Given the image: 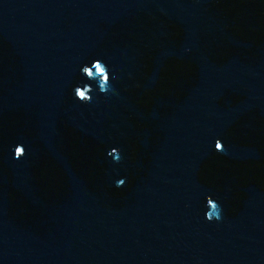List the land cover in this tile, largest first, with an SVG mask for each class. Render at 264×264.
<instances>
[{
	"label": "water",
	"instance_id": "95a60500",
	"mask_svg": "<svg viewBox=\"0 0 264 264\" xmlns=\"http://www.w3.org/2000/svg\"><path fill=\"white\" fill-rule=\"evenodd\" d=\"M146 2L165 7L180 28L181 6L196 4L0 0V131L12 111L21 114L12 120L17 126L7 145L0 141V264H264V191L254 187L246 200H227L195 174L198 152L216 138L195 133L191 101L196 90L200 102L212 98L214 85L199 90L205 80L199 76V86L194 90L190 84L183 97L155 99L163 118L151 124L152 134L142 128L135 140L125 135L128 124L139 123L132 106L123 105L125 90L120 89L132 58L128 46L103 40L101 26L108 28L123 12ZM186 44L170 42L157 48V56L178 55ZM96 59L113 77L114 91L107 97L80 72ZM211 74V81L242 75L226 65ZM246 76V82L256 81L257 94L255 86L249 88L250 97L264 106V53ZM82 84L97 89L90 104L74 97L73 87ZM152 113L158 116L155 108ZM70 132L103 152L100 190L74 186L47 213L12 215L10 195L31 193L33 164L43 147L52 148ZM18 146L23 149L19 157ZM113 148L119 150L118 161L108 154ZM122 178H127L123 188L115 187ZM209 196L223 205L220 222L206 219Z\"/></svg>",
	"mask_w": 264,
	"mask_h": 264
},
{
	"label": "flooded vegetation",
	"instance_id": "af4514ba",
	"mask_svg": "<svg viewBox=\"0 0 264 264\" xmlns=\"http://www.w3.org/2000/svg\"><path fill=\"white\" fill-rule=\"evenodd\" d=\"M181 7V28L165 7L150 2L123 12L108 28L101 26L105 30L103 40L128 46L132 58L128 83L120 84V89L125 90L123 105L132 106L139 123L128 124L125 135L129 141L135 140L142 135V128L151 135V124L163 118L155 99L165 103L183 97L187 87L195 90L199 86L202 76L205 80L198 89L214 85L216 90L204 102L199 101L198 91L194 92L193 127L196 134L220 139L225 149L218 151L212 140L199 151L196 177L227 200H246L254 187L264 191V106L250 97L249 88L255 86L252 92L257 94L256 81L246 82V71L264 53V0H206ZM183 40L189 47L177 49L178 55L157 56V48L170 42L180 46ZM225 65L230 73L242 75L234 81H211V71ZM171 89L174 91L170 93ZM154 108L158 116L152 113ZM20 115L12 111L7 116L8 124L0 131V141L5 145L17 126L12 120ZM112 115L117 116V112ZM43 148L41 158L33 164L32 192L19 194L33 204L23 217L49 212L50 205L70 194L74 186L98 191L104 180L105 164L99 161L103 152L78 134H68L64 141L56 140L52 148ZM12 195L17 198L16 193Z\"/></svg>",
	"mask_w": 264,
	"mask_h": 264
},
{
	"label": "clouds",
	"instance_id": "9594fccd",
	"mask_svg": "<svg viewBox=\"0 0 264 264\" xmlns=\"http://www.w3.org/2000/svg\"><path fill=\"white\" fill-rule=\"evenodd\" d=\"M80 72L82 76H85L89 81H95L98 85V90L101 94L107 97L108 93L114 91L112 85V74L109 70V67L105 62L101 59H96L94 62L90 64H85L81 67ZM74 97L83 104H90L93 102V95L96 88H94L91 84H82L76 85L72 89ZM215 147L218 151H224L225 146L221 142L220 139L216 140ZM23 153L22 147L18 146L16 149V155L19 157ZM109 155H114L116 160L120 159V154L118 149H111ZM127 182V178L119 179L115 187L123 188L125 183ZM207 208L206 211V219L208 222H220L223 219V205L217 200L213 199L211 196L207 197Z\"/></svg>",
	"mask_w": 264,
	"mask_h": 264
},
{
	"label": "trees",
	"instance_id": "16d2710c",
	"mask_svg": "<svg viewBox=\"0 0 264 264\" xmlns=\"http://www.w3.org/2000/svg\"><path fill=\"white\" fill-rule=\"evenodd\" d=\"M34 189H36V186L34 187ZM10 200H11V214L12 215H18L23 218V215L25 213L28 214L31 212L30 209L33 206V204L31 203V200L25 199L20 196H17L16 198L12 194L10 195Z\"/></svg>",
	"mask_w": 264,
	"mask_h": 264
}]
</instances>
